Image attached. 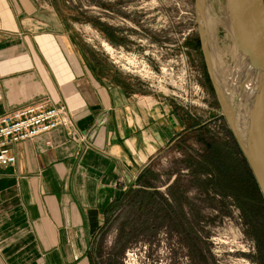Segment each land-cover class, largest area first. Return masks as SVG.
I'll return each instance as SVG.
<instances>
[{
	"label": "crops",
	"instance_id": "1",
	"mask_svg": "<svg viewBox=\"0 0 264 264\" xmlns=\"http://www.w3.org/2000/svg\"><path fill=\"white\" fill-rule=\"evenodd\" d=\"M59 16L36 0H0V115L47 99L72 121L14 144L16 163L0 167L4 264H98L94 241L110 213L130 191L153 188L152 162L185 129L173 100Z\"/></svg>",
	"mask_w": 264,
	"mask_h": 264
},
{
	"label": "rangeland",
	"instance_id": "2",
	"mask_svg": "<svg viewBox=\"0 0 264 264\" xmlns=\"http://www.w3.org/2000/svg\"><path fill=\"white\" fill-rule=\"evenodd\" d=\"M36 1L186 113L183 133L151 164L153 188L130 191L110 213L94 241L98 264H264V197L248 179L202 32L208 9L211 35L230 47L218 18L227 0Z\"/></svg>",
	"mask_w": 264,
	"mask_h": 264
},
{
	"label": "bare ground",
	"instance_id": "3",
	"mask_svg": "<svg viewBox=\"0 0 264 264\" xmlns=\"http://www.w3.org/2000/svg\"><path fill=\"white\" fill-rule=\"evenodd\" d=\"M224 7V14L218 18L228 29L232 41L230 47L223 50L211 35L208 24H213V16L208 9L202 22V32L224 111L242 144L248 147L255 130L264 119V84L255 73L250 57L237 37L235 19L237 13L239 15L238 0H227ZM260 136L264 157V133L261 132ZM254 143L258 144V141Z\"/></svg>",
	"mask_w": 264,
	"mask_h": 264
},
{
	"label": "built area",
	"instance_id": "4",
	"mask_svg": "<svg viewBox=\"0 0 264 264\" xmlns=\"http://www.w3.org/2000/svg\"><path fill=\"white\" fill-rule=\"evenodd\" d=\"M71 125L67 106L51 104L47 99H39L1 114L0 167L16 163L17 158L12 152L14 144L48 134L60 127L69 129Z\"/></svg>",
	"mask_w": 264,
	"mask_h": 264
},
{
	"label": "water",
	"instance_id": "5",
	"mask_svg": "<svg viewBox=\"0 0 264 264\" xmlns=\"http://www.w3.org/2000/svg\"><path fill=\"white\" fill-rule=\"evenodd\" d=\"M238 6L239 15L237 13L238 17L235 19L238 40L248 53L255 73L264 84V0H238ZM232 129L264 197V157L260 144V134L264 133V119L257 131L255 130L248 147L242 144L236 129ZM254 141H258V144Z\"/></svg>",
	"mask_w": 264,
	"mask_h": 264
},
{
	"label": "trees",
	"instance_id": "6",
	"mask_svg": "<svg viewBox=\"0 0 264 264\" xmlns=\"http://www.w3.org/2000/svg\"><path fill=\"white\" fill-rule=\"evenodd\" d=\"M250 169V168H249ZM248 169V171H249V175H248V179L250 180V181H252V180H255V178H254V175H253V173L251 172V169L249 170ZM255 182H256V180H255Z\"/></svg>",
	"mask_w": 264,
	"mask_h": 264
}]
</instances>
